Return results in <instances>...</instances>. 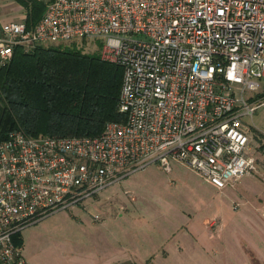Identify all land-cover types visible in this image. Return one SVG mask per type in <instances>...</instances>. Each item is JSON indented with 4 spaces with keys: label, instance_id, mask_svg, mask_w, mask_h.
Returning <instances> with one entry per match:
<instances>
[{
    "label": "built area",
    "instance_id": "1",
    "mask_svg": "<svg viewBox=\"0 0 264 264\" xmlns=\"http://www.w3.org/2000/svg\"><path fill=\"white\" fill-rule=\"evenodd\" d=\"M77 39L123 67L124 117L97 135L0 137V264H29L14 237L26 226L153 163L181 162L223 189L264 161V131L244 119L264 95L250 94L264 80V0H48L33 27L2 24L0 66L17 47Z\"/></svg>",
    "mask_w": 264,
    "mask_h": 264
},
{
    "label": "rangeland",
    "instance_id": "2",
    "mask_svg": "<svg viewBox=\"0 0 264 264\" xmlns=\"http://www.w3.org/2000/svg\"><path fill=\"white\" fill-rule=\"evenodd\" d=\"M3 14L2 18L9 21L23 18L25 11L17 8ZM59 44L87 53L97 52L102 59L108 60L103 57V48L96 40L77 39ZM262 91L264 80L250 94ZM253 104L256 107L254 115L244 119L252 129L264 131V95L254 98ZM257 156L264 157L260 152ZM250 175L257 179L246 175L243 180L219 189L181 162L172 161L171 171L153 163L107 187L97 199L57 211L23 228L19 232L23 252L29 264H92V254L96 251L144 252L151 243L164 240L158 233L146 232L148 226L154 224L160 228L180 221L181 209L195 215L193 219L210 215L221 221H230L237 212L253 214L252 205L264 203V181L261 179L264 161ZM103 204L107 214L101 221H95L97 207ZM120 210H124L121 217L118 216Z\"/></svg>",
    "mask_w": 264,
    "mask_h": 264
},
{
    "label": "trees",
    "instance_id": "3",
    "mask_svg": "<svg viewBox=\"0 0 264 264\" xmlns=\"http://www.w3.org/2000/svg\"><path fill=\"white\" fill-rule=\"evenodd\" d=\"M29 28L43 15L46 0H16ZM124 69L70 45L17 47L0 66V137L22 127L32 135H97L106 122L121 120ZM15 241L22 243L21 235Z\"/></svg>",
    "mask_w": 264,
    "mask_h": 264
},
{
    "label": "crops",
    "instance_id": "4",
    "mask_svg": "<svg viewBox=\"0 0 264 264\" xmlns=\"http://www.w3.org/2000/svg\"><path fill=\"white\" fill-rule=\"evenodd\" d=\"M17 8L24 9L16 0H0V34L7 22L3 13ZM252 208L253 214L237 212L230 221L210 215L193 219L195 215L181 209L180 221L148 226L146 232L158 233L163 241L151 243L144 252L96 251L92 264H264V203Z\"/></svg>",
    "mask_w": 264,
    "mask_h": 264
}]
</instances>
